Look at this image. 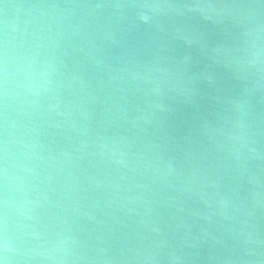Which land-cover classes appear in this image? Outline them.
<instances>
[{"label":"water","instance_id":"water-1","mask_svg":"<svg viewBox=\"0 0 264 264\" xmlns=\"http://www.w3.org/2000/svg\"><path fill=\"white\" fill-rule=\"evenodd\" d=\"M0 264H264V0H0Z\"/></svg>","mask_w":264,"mask_h":264}]
</instances>
